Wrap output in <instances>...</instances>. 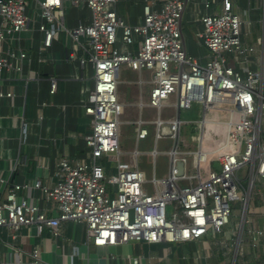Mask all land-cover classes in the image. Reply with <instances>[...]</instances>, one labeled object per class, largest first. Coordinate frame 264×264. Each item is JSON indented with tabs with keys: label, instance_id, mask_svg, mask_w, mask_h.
<instances>
[{
	"label": "built area",
	"instance_id": "1",
	"mask_svg": "<svg viewBox=\"0 0 264 264\" xmlns=\"http://www.w3.org/2000/svg\"><path fill=\"white\" fill-rule=\"evenodd\" d=\"M66 1L0 0V82L3 71L22 72L27 54L9 45L20 34L33 31V22H38L36 31L42 35L39 63H46L47 49L64 33L82 53L78 59L74 49H67L65 62L77 60L91 71L93 81L83 106L90 119L84 137L87 157L61 159L53 188L39 182L14 185L0 200V229L10 231L14 240L22 229L33 227L39 237L47 229L57 240L61 223L72 222L85 225L87 244L93 247L180 244L210 232L214 238L225 235L239 211L252 247L264 248V227L246 217L252 212L253 191L264 193V57L260 67L252 69L253 49L241 40L243 22L233 12L232 1L222 0L219 12L200 19L199 38L208 53L204 64L184 50L180 29L184 4L179 0H164L160 6L146 3L142 23L133 27L117 15L120 0H73L72 6H84L90 16L88 24L72 30L64 27ZM120 44L131 52H121ZM121 70L150 73L149 81L138 80L139 86L149 88L147 100L133 105L141 113L126 124L135 127V147L149 137L152 127L154 149L147 154L153 166L158 155L168 160V173L160 179L153 170L152 180L146 181L134 161L141 154L136 148L129 153L133 159L120 160L128 154L121 150L119 138ZM57 81L49 78L50 96L56 94ZM4 96L0 89V99ZM192 109L199 112V120L181 121V113ZM143 110L154 114L145 117ZM21 126L25 137L26 124ZM187 126L190 144L181 137ZM161 140L170 141L168 151L156 148ZM108 156L117 158L116 172L109 173L100 164ZM213 163L219 172L213 170ZM243 169L246 186L239 177ZM148 185L151 193L145 191ZM25 190L53 202L58 216L48 218L38 204L20 198ZM259 209L264 215V204ZM30 258L33 264L40 263L38 246ZM0 264L15 263L0 251ZM133 264H138L137 259Z\"/></svg>",
	"mask_w": 264,
	"mask_h": 264
},
{
	"label": "crops",
	"instance_id": "2",
	"mask_svg": "<svg viewBox=\"0 0 264 264\" xmlns=\"http://www.w3.org/2000/svg\"><path fill=\"white\" fill-rule=\"evenodd\" d=\"M69 1L64 3V27L72 30L79 24H88L89 11L84 6L74 7L71 5L73 0ZM150 1L160 6L164 0H120L116 6L117 15L128 26H137L142 23L143 6ZM179 1L184 4L180 20L184 50L198 64H204L208 60V53L199 38L203 30L200 19L204 14L219 12L222 0ZM231 1L233 12L243 22L241 40L245 46L253 49L252 69H258L264 57V0ZM36 23H32L33 31L20 34L9 45L27 54L22 72L3 71L1 74L0 89L7 96L0 99V181H3L0 182V200L16 184L39 182L53 188L56 167L61 159L83 161L88 154L84 137L89 132L90 119L85 115L83 106L93 89L91 71L83 69L77 60L65 62L67 49H74L78 59L82 53L64 33H59L47 49L46 63H39L42 35L36 31ZM118 46L123 53L131 52L130 48L121 44ZM132 48L136 49L135 46ZM124 72L135 79L129 78L126 83L129 100L122 92L117 93L121 105V146L123 139L128 137L123 131H133L135 140V127L126 124L137 119L141 113L133 105L147 100L149 88L139 86L138 80L150 79L148 72L141 75L128 70ZM49 78L58 80L56 94L52 96L49 95ZM42 103L46 106H42ZM21 123L27 127L25 137ZM121 150L128 153L121 157V162L133 159L129 155L132 150ZM137 156L134 160L136 165ZM100 164L107 167L109 173L117 171L115 156L102 159ZM153 170L155 172V166ZM19 197L29 204H38L48 218L58 216L56 205L40 199L36 191H22ZM253 197L257 199L253 200ZM252 200V212L246 213V217L256 226L264 227V215L259 209L264 204V193L253 191ZM241 218L238 211L231 218V229L225 228V235L214 238L208 234L191 243L160 245L127 243L115 247H93L87 244L85 225L72 222L61 223L57 240L47 229L40 237L33 227L22 229L16 240L10 231L0 229V251L4 258L11 259L15 264H33L30 253L35 246L40 249L39 264H133L134 259L138 264H240L242 261H264V248L252 247L247 234L249 228Z\"/></svg>",
	"mask_w": 264,
	"mask_h": 264
},
{
	"label": "rangeland",
	"instance_id": "3",
	"mask_svg": "<svg viewBox=\"0 0 264 264\" xmlns=\"http://www.w3.org/2000/svg\"><path fill=\"white\" fill-rule=\"evenodd\" d=\"M130 79H135L134 77L131 76L130 73L124 72V70H121L119 73V78H118V86H117V93L122 92L123 94L127 95L126 100H129V87L126 84L127 81ZM153 111L150 110H144V116L145 117H150ZM154 114V112H153ZM165 116V114H164ZM181 121L184 122H195L199 120V112L196 109H192L187 112H182L180 116ZM124 128V127H123ZM150 135L148 138L145 140H142L138 143L137 147H135V140H134V134L133 131H123L125 136H128L123 139V143L121 148L124 150H134L135 148L140 155L137 156L136 162L139 167V169L144 173L146 181H151L153 178V159L147 154L151 152L154 149V140H153V129L152 127L149 128ZM128 133H131L130 135ZM181 137L184 138L187 143H191V133H190V127L187 126L181 134ZM170 147V141L167 140H161L157 142L156 148L158 149L159 152H165L168 151ZM154 166H155V177L157 179H160L168 173V160L166 156L164 155H158L154 161ZM213 170L215 172H219L220 168L217 163H213ZM246 176H247V170L243 169L239 177L242 180V183L244 186L247 185L246 181ZM182 186H184L182 184ZM146 191L148 193L152 192V187L150 185L146 186ZM257 199L256 197H253V200ZM253 200L250 202V204L253 202ZM228 229H231V225L228 226ZM212 236V233H209Z\"/></svg>",
	"mask_w": 264,
	"mask_h": 264
}]
</instances>
